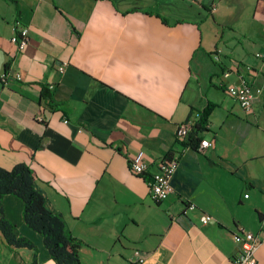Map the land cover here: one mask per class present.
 <instances>
[{
  "label": "crops",
  "instance_id": "obj_1",
  "mask_svg": "<svg viewBox=\"0 0 264 264\" xmlns=\"http://www.w3.org/2000/svg\"><path fill=\"white\" fill-rule=\"evenodd\" d=\"M17 22L29 29L23 52ZM263 44L264 0H0V75H21L0 81V167L31 168L82 264H139L136 250L144 264H233L234 234L263 231ZM242 79L251 111L227 93ZM210 104L199 137L212 146L185 148L178 125ZM141 152L150 167L136 176ZM167 159L178 163L174 193L156 203L149 181ZM2 208L40 264H57L23 202L7 195ZM33 257L0 231V264ZM256 259L264 264V240Z\"/></svg>",
  "mask_w": 264,
  "mask_h": 264
},
{
  "label": "trees",
  "instance_id": "obj_2",
  "mask_svg": "<svg viewBox=\"0 0 264 264\" xmlns=\"http://www.w3.org/2000/svg\"><path fill=\"white\" fill-rule=\"evenodd\" d=\"M43 98L48 100L46 104L49 108L53 110L58 108L57 105H53L51 94L44 93ZM214 108L215 105L210 104L199 113L198 121L182 142L185 148L198 149L202 142L199 134L207 129ZM7 195H13L23 202V217L26 224L43 236L44 245L57 264H82L80 242L68 231L63 218L48 209L44 196L36 188L33 171L28 165L17 164L12 169L0 167V231L9 245L33 249L34 257L31 264H40L37 247L30 240L18 237L13 224L4 216L2 199Z\"/></svg>",
  "mask_w": 264,
  "mask_h": 264
},
{
  "label": "built area",
  "instance_id": "obj_3",
  "mask_svg": "<svg viewBox=\"0 0 264 264\" xmlns=\"http://www.w3.org/2000/svg\"><path fill=\"white\" fill-rule=\"evenodd\" d=\"M12 42L15 43L19 52H23L28 46L29 42V29L20 22H17L16 33L12 39ZM258 58L263 64L264 68V44L262 45L261 52L258 54ZM64 71V67L60 69ZM14 76L18 80L21 79L19 73H11L9 71L0 75V81L3 84L8 83L10 76ZM228 75V74H226ZM227 93L236 99L240 106L246 110L251 111L254 103V93L251 85L245 80L242 79L240 84L232 85L228 87ZM195 121L188 119L178 125L176 131L177 140L182 144L185 141L191 130L195 125ZM212 146V143L208 140L201 142L198 150L204 152L205 149ZM177 160L167 159L159 161L156 164V171L152 173L151 179L149 181L150 195L154 202L162 203L167 200L171 194L174 193V187L172 185V179L177 169ZM150 167V163L146 160L144 153H139L134 157L130 162V170L133 175L142 176L144 175ZM189 209H195L194 206H190ZM212 220V217L209 215H203L201 221L203 224H208ZM236 243L241 245V252L233 261V264H258L256 259V252L259 249L261 243L264 240V218H263V231L259 235H255L250 231L241 230L234 234L233 236ZM134 256L136 262L139 264L145 263V258L142 257L141 252L136 250L134 251Z\"/></svg>",
  "mask_w": 264,
  "mask_h": 264
}]
</instances>
